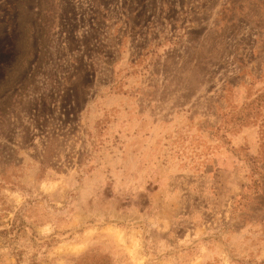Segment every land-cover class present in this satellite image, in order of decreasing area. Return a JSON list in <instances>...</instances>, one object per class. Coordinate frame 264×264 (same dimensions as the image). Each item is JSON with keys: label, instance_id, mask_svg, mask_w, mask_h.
I'll list each match as a JSON object with an SVG mask.
<instances>
[{"label": "rangeland", "instance_id": "374dc122", "mask_svg": "<svg viewBox=\"0 0 264 264\" xmlns=\"http://www.w3.org/2000/svg\"><path fill=\"white\" fill-rule=\"evenodd\" d=\"M149 7L136 16L151 19ZM85 19L48 0H0V264H139L148 238L159 264H233L237 252L264 264V67H247L256 56L241 58L217 97L235 109L237 142L205 139L202 124L181 131L192 116L179 110L149 125L133 109L131 80L159 63L147 36L124 65L120 41L94 32L69 47L49 26ZM81 45L97 57L87 74L65 60ZM173 120L180 127L165 131ZM113 202L124 211H105Z\"/></svg>", "mask_w": 264, "mask_h": 264}, {"label": "clouds", "instance_id": "9594fccd", "mask_svg": "<svg viewBox=\"0 0 264 264\" xmlns=\"http://www.w3.org/2000/svg\"><path fill=\"white\" fill-rule=\"evenodd\" d=\"M48 2L54 4L58 12L76 11L86 18L82 23L73 20L71 24L64 25L60 22H49L54 33L58 28H63L69 47L81 44L95 32L99 39L109 46L120 41L117 47L122 54L121 64L126 65L129 58L135 59L138 56L140 44L145 36L149 38V48L155 49L149 58L154 63L157 58L159 59V63H155L156 71H153L152 64H148L142 75L131 80L129 85L139 89L133 98L132 107L134 109L138 103L143 108L140 119L151 125L155 117L157 125H162L161 118L165 113L171 110L174 115L179 110L185 117L192 116V120L185 122L181 131L202 124L203 138L211 135L218 140L230 139L233 144L237 142L238 137L234 135L233 124L229 123L235 109L229 111L227 108H219L217 97L220 96L221 85H226L228 78L240 71L237 65L241 63V58L247 64L248 57L255 55L256 60L252 64H247V67L251 68L256 63L264 67V0H48ZM145 4L155 5L148 10L152 13L151 19H148L147 13L143 14L142 18L136 16V12L141 11V6ZM121 5L136 7L135 10H129L122 8ZM222 12L225 15L222 16ZM93 16L96 19H92ZM101 19L104 26L99 28ZM135 20H139L140 23L135 24ZM154 36L155 39L152 38ZM164 53L167 55H163ZM65 60L71 65H79L82 73L87 74L91 63L96 62L97 57L81 45ZM144 63L147 64L148 60H144ZM4 72L5 66L0 64V76ZM20 86L24 87L23 81L20 82ZM2 99L3 95L0 94V100ZM178 105L183 107L178 109L175 107ZM139 122L140 120H137V124ZM157 125H152L146 130H156ZM173 126L180 127L173 120L164 130L172 131ZM76 148L82 146L77 143ZM63 155L64 152L61 151L59 163L64 162ZM70 187L74 189L73 195L78 196V202L83 204L85 191L76 190L75 183ZM120 187L123 193L130 194L127 185ZM105 211L122 212L124 209L113 202ZM218 222L217 218L212 222L213 226ZM234 255L237 259L233 264H245L246 253L237 252ZM155 256L153 240L148 238L144 242L143 260L139 264H159Z\"/></svg>", "mask_w": 264, "mask_h": 264}]
</instances>
